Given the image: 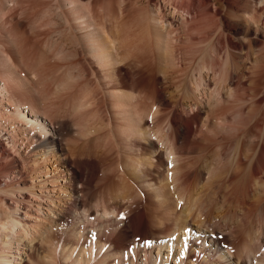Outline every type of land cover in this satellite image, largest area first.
<instances>
[{"label":"bare ground","instance_id":"1","mask_svg":"<svg viewBox=\"0 0 264 264\" xmlns=\"http://www.w3.org/2000/svg\"><path fill=\"white\" fill-rule=\"evenodd\" d=\"M94 1L0 0V264H30L38 243L57 231L63 247L45 264H205L214 255L226 264L248 259L264 264L261 237L249 235L240 251L236 231L223 234L219 226L208 225L193 229L187 219L198 193H183L176 183L177 198L187 200L180 218L175 195L162 183L169 170L162 150L175 165L181 152H194L217 127L231 130L243 114L244 109L228 106L233 93V87L223 85L231 71L228 60L218 62L216 55L208 61L202 41H214L216 52L253 53L264 37L253 26L259 15L250 9L264 0H169L173 13L181 14L179 24L160 2L147 0L151 12L145 29L141 22L147 17L138 7V17H144L139 24L132 13L138 21L129 18V25L136 22L134 28L126 25L131 31L120 23L122 12L119 23H110V8L105 13L101 5V18L93 16ZM32 40L35 48L29 46ZM146 52L154 54L153 65L143 57ZM185 56L188 63L193 60L194 71L189 81L188 74L176 77L183 86L180 90V81L173 82L182 91L175 98L177 92L165 81L167 67L184 74L178 67ZM255 62L259 78L264 56ZM250 125L243 136L246 146L232 150L229 174L259 178L256 194L264 197V139L254 150L250 144L254 128L264 137V105ZM198 170L199 176L205 174ZM109 181L112 186L103 190ZM150 208L173 223L158 236L144 222Z\"/></svg>","mask_w":264,"mask_h":264},{"label":"rangeland","instance_id":"2","mask_svg":"<svg viewBox=\"0 0 264 264\" xmlns=\"http://www.w3.org/2000/svg\"><path fill=\"white\" fill-rule=\"evenodd\" d=\"M124 1H125V3H124ZM124 1L123 0H96V1H94L95 5L93 7V10H94L93 16L97 17L99 20L101 18L100 13L102 12L99 10L100 9L102 10L101 6H103V9L106 8L105 13H107V10L109 8H110L109 9L110 11L112 10V15L108 14V13H111L109 10H108L109 12L107 13V15H109L107 18H110V16L111 17L113 16V18H111L112 20L110 21V23H115L116 21H118V23H119V20L121 19V17L122 18L124 17L123 18L124 21L122 19V20H120V23L122 21V24L124 23L123 26H126V25L128 26L130 23L129 18L131 19L133 17L134 19H136L134 14L132 15V13H135V14L138 13L139 14V12L136 13V11H138L137 9L140 8L139 11L142 10L141 13H143V14L145 13V17H147V18H143L142 20H144V19L145 20H144V22H141V18L143 16V14H140V16L142 15L141 18H140V16L138 17V14H137V19L139 18V21L137 19H136V21H138L137 23H139V24L142 23L141 25L145 29L144 25H145V23H147V20L150 16V12H151V7L146 2L147 0H140V1L139 0L138 1L137 0H135V1L131 0L132 3H131V1L129 3V0H128V2H127V0H124ZM141 1H142V3H141ZM157 1L160 2L163 6H165V8L170 13L174 14L173 13V7H172V5H170L169 0H157ZM133 3H136V4H133ZM145 3H147V5ZM97 4H99V5H97ZM128 4H130L131 6ZM141 5H143V6L141 7ZM144 5L147 7H145ZM96 6H99V7H96ZM120 6L123 7L122 11H120L121 8L119 9ZM95 7H96V9H95ZM128 7H130V8L128 9ZM144 7H145L146 11L144 10ZM253 7H255V8L253 9ZM98 8H99V10H98ZM126 8L130 13H127L128 11H126ZM131 9H132V12H131ZM254 10L259 15L260 20L257 24L253 23V26L258 25V29L261 32V35L264 37V5L262 6L261 3L256 2V4L251 7L250 12H252ZM123 11H124V14H122ZM120 13L123 16H121L119 18ZM147 14H149V15L147 16ZM180 15L181 14H179V13H178V15L174 14V16H176L178 24L181 22V18H182V17H180ZM118 18H119V20H118ZM134 19L132 21H134V24H136ZM131 24L134 26L133 22H131ZM131 24L128 27H133ZM210 24H213V23L211 22ZM123 26H122V28L125 30V27H123ZM127 26H126V28H128ZM182 34L183 33H181V36H183ZM195 34H197V33L195 32ZM208 39H206L205 42L202 41V45L204 44L203 45L204 47L203 46L202 47L205 48V50H206L205 58L207 56V59L210 62H211V60L213 61V57H215L216 55H217L216 59L218 62H223L225 59H227L228 60V64H227L228 68H230V70H231L230 72L236 74L235 78L230 77V75H229L230 72L227 71L226 76H225V81H223L224 86L233 87L232 99L229 100L228 106H230L231 109H233V111H234V108L235 109L242 108V109H244V112L241 116L236 118V119H238L237 121L233 120L234 125L231 128V130L229 128L224 129L225 131L224 130H218L220 127H217L218 129L213 130L211 132H208V135L206 136L205 140L202 139L203 141L200 142L199 147H196L197 149L193 150L194 152H190L188 154L186 152L185 153L181 152V156L179 158V159H181V161L180 162L178 161V163L176 162V164L178 166L181 165V167L179 166V168H178L179 170L176 169V164L172 165L173 164L172 161L170 163L169 159H173L174 157H170V158L166 157V150H162V154H163L164 158L167 159V161H168V163L165 166V169H167V168L169 169V170L164 171L162 183H165V184L168 183L169 187H168V184H166L167 189L169 188L168 190H170V193L171 192L174 193V194L173 193H171V194H172V196L175 195L174 199L176 197V199H175V202L177 205L176 211H177V215L180 214V218H182L185 214L183 211H182V213H180V212H181V208L186 204L185 201H187V200H185L186 199L185 197H184L185 199L184 198L178 199L176 196L177 192L175 194V188L180 184L181 188L179 187V189L180 190L182 189L183 193H184L185 189H187V191H188V192L185 191V193H189L192 191L197 192L198 193L196 195L197 199H195L193 201V204L196 201L195 205H192V207H193V208H191L192 212L187 219L188 222L190 223V225H192V228L194 227L193 229H197L198 225L201 227L202 226L206 227V225H208L209 227H212V226L218 227L219 226V228L221 230L223 229V232H222L223 234H225L227 232V230H228V232L229 231H233V232L236 231V235L238 236V240L236 241L237 243L236 242L235 243H236L238 249L241 251V250H244L245 245H246L245 238H247L249 235H251L253 237H257V238L261 237L262 238L261 240H263V242H264V197L261 194H258V193L256 194V190H258L257 188H259V180L257 181V179H259V178L251 176L248 173L242 174V177L237 178V179H234V173L233 172H232L233 175H230L231 171L233 169L232 160H231L232 150H233V148H237V146H239V147L240 146H243V147L246 146V138L243 136H244L246 130H248L250 128L248 126H251L250 124L253 123V117L255 116V113L258 111L259 106L264 105V81H263L264 70H263V73L258 75V76H260L259 77L260 79L257 78L253 72L255 70L254 67H256L254 64H256L255 61L257 60V57L261 58L264 56V54H263L264 53V45L261 44V46L258 47L257 50H256V48H255V50L253 49L254 52L249 53L248 55L246 53L240 52L237 49L230 50L232 53L227 52V49H225V48H221L219 50V52H216L214 41L210 42V40H208ZM207 40H208V42H207ZM34 42H36V40L30 41L29 46H30V44H32V46L34 45V48H35L37 43L34 44ZM207 43H208V45H207ZM32 46H30V48ZM146 53L143 54V57L144 58L146 57L145 59L148 60L149 64L153 65L152 64L153 60H150V59L154 58V60H155L154 54H150V53H152L151 51H150V53L149 52L147 54ZM187 59L185 56V59L181 60V66L178 67L179 69L181 68L180 72H182L184 74L179 75V73H178L179 70L177 72L175 71V69H177L176 66H175V68L173 66L175 72L172 70L173 68L171 69L172 65H170V67H167V69L169 68L168 71L166 72V74H168V76L166 75L167 76L166 78L168 80L166 79L165 81L167 84V88L171 89L172 93H174L175 91L177 92L176 85L179 83V81L181 79L184 78V77L182 78L183 75H185V78L187 76L188 77L190 76L189 78L188 77L187 78H188V81L191 80L190 79L191 73H192V71H194L192 66L194 65V63H193V60H190V63L192 61L191 64L188 63L189 59H188V61H187ZM184 60L187 63L184 62ZM155 63L156 62L154 61V66H155ZM182 63H184V64L186 63V64L184 65ZM186 65H190V67L186 66ZM184 66L187 67V69ZM182 67H184L185 69ZM188 67L190 68V71H189ZM169 70H170V73H171V71H173L174 73L173 72L171 74L168 73ZM183 70H187V71L185 72ZM187 72H189V73H187ZM176 74H177V76H175ZM262 74H263V76H262ZM179 76H181L180 80L177 79V78H179ZM170 78H172V79H170ZM252 78L253 79L255 78L256 80H253ZM258 80H259V82H258ZM171 81H172V83H171ZM176 82H178V83H176ZM182 82L183 81H180L181 84L179 83L180 86L178 85V88L181 87L180 90H182V86H183ZM212 82H214V81L212 80ZM180 90H178L177 93L173 94V95H175V98L181 96L180 93L182 91H180ZM224 92L225 91H223V96H226L225 99L227 100L228 94H226V93L224 94ZM259 97L262 98V102L258 101ZM142 106H145V104L142 103ZM216 115H218V114H216ZM204 117H205V115L201 116V118L199 120V122H200L199 126L202 124V119H204ZM219 117L220 116L218 115V117H216V119H218ZM220 123H218V124L223 126L222 122H220ZM204 124L205 123L203 120V124L201 126H204ZM255 129H257V127L254 128L253 130H251V137L253 138L254 137L253 135H255V137H254L255 143H253V142L250 143L253 145V146L251 145V148H253V150L255 148H257V145L260 142L261 138L264 139V137L261 136L262 134H261V131L259 130V128L257 130H255ZM252 133H254V134H252ZM241 141H242V144L239 145V143ZM191 148H193V147H191ZM216 148H219L220 154L218 152L215 153V151L218 150ZM218 154L223 155V156H219ZM216 155H218V156H216ZM218 157H220V158H218ZM184 158H185V161H182ZM204 158H206V159H204ZM192 162H194V164ZM202 164H204L205 166L209 165L208 168L210 169L211 172H207L208 171L207 166L205 167ZM169 165H171V167L172 166L175 167V170L177 171L176 175H178L179 177L175 175V173H176L175 170H174V172H173V170H171V173L172 174L174 173L173 174L174 177L175 176L177 177L176 182H175L173 175L170 173ZM200 168L205 172V174L202 176L201 175L199 176V173H198L199 172L198 169H200ZM206 169H207V171H206ZM167 172L170 174L167 175L168 174ZM226 172H228V173H226ZM209 173L213 174V177H214V178L212 177L213 180H212V178L206 180V177L208 178L209 176L211 177V175H212V174L210 175ZM181 174H183V175L181 176ZM228 175H230V176H228ZM185 176H186V178L187 177L188 178L187 179L184 178ZM231 176H232V178H231ZM178 178H179V180L182 178L185 180L183 181V179H182V181L180 180V182H179ZM228 178H230V179H228ZM168 180H169V182H168ZM209 180H212V181H209ZM158 181L161 182L160 178H158ZM173 182H174V184H172ZM177 182H178V185H176ZM107 183L109 185H106ZM107 183L102 185L103 190L108 191L110 189L109 186L110 187L112 186L111 181H109ZM170 183H171L172 187H171ZM107 186L109 189H106ZM183 188H184V190H183ZM94 200H93V202L95 203ZM176 200L178 201V204H177ZM164 215H165L164 213L157 211L156 208H154V209L150 208L149 210H147L145 215H144V222L146 220V225H147L146 228L151 229L153 232H155V234H157L156 232H160L161 229H162V231L163 230L167 231L169 226L171 228V225L173 223L171 221V224H170V222H168L166 219L167 216L166 215L164 216ZM120 216H125V215L122 214ZM1 218H3V216H0V219ZM183 221L184 220H182V222H180V223H183ZM203 221H206V223L203 224ZM205 227H204V231H205ZM188 228L189 227L180 230V233L183 235L184 233H186V230L188 231ZM156 236H158V234ZM53 237H54V241L52 240ZM46 240H49L50 243ZM46 240L43 239L42 242L40 241L39 243H41V244L38 243V248L36 249V251H33L34 254L33 253L32 254L34 255V258H33V260H31L32 264H39V263L45 264L44 260L49 259L50 258L49 255H52L55 252H59L60 248L63 247V244H64L63 242H61L62 240L60 239L59 231L54 232L52 234V237H50L49 239H46ZM262 245L264 246V243ZM69 246L70 245H67L66 247L69 248ZM231 247L234 250V242H233ZM237 247L235 246V248H237ZM54 248H55V250H54ZM39 249H42L41 250L42 252L39 251ZM225 250H226V248H223V246H222L221 252L226 253ZM186 252H187V250H185V253ZM217 256L218 255H214L210 260H206L204 263L205 264H226L223 259H219V258H217ZM59 257H60V255L58 256V258ZM251 257H252V255H251ZM37 262H39V263H37ZM245 264H255V262H250V260L248 259V260H246Z\"/></svg>","mask_w":264,"mask_h":264}]
</instances>
